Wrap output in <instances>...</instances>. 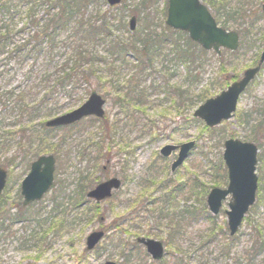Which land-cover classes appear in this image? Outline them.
<instances>
[{"label": "trees", "instance_id": "trees-1", "mask_svg": "<svg viewBox=\"0 0 264 264\" xmlns=\"http://www.w3.org/2000/svg\"><path fill=\"white\" fill-rule=\"evenodd\" d=\"M98 1L0 0V75L6 77L9 69L5 66L14 59L18 67H22L23 82L9 89L0 86V152L5 155L12 152L4 160L0 158V164L13 169L18 162L28 169L41 154L53 153L59 166L63 165V156H67L69 162L73 154L69 145H73L80 135L83 137L77 144V157L80 162L93 163L91 168L88 166L78 171L72 188L64 183L59 194L54 196L49 212L56 220L53 223L58 222V232L69 230L79 221L93 216V208H98L99 204L88 199L86 194L98 183L96 172L99 163L104 159L108 165L115 158L132 157L133 150H128L127 155L124 153L128 147L123 143L129 134L127 130L129 127L144 133L155 130L157 122L147 112L152 105L168 102L162 115L177 110L182 118L175 122L173 130L187 129L200 120L183 115L185 108H196L227 87L230 81L239 78L237 73H228L222 59L223 52L219 56V77L197 90L204 75L200 68H204L205 61L215 53L204 50L186 32L167 26V6L141 17L139 28L130 32L126 12L121 5L108 7L105 0ZM206 1L217 7L216 0ZM17 18L22 21L20 27ZM23 33L27 37L15 43V35ZM9 44L13 46L8 56L1 57ZM179 67L182 68L181 81H176ZM93 91L103 92L107 100L113 101L116 112L107 113L102 119L89 117L98 121V125L88 127L79 135L73 133L85 119L71 126H45L47 118L63 112L71 103L79 104ZM38 118L41 120L37 121ZM262 120L261 126L264 125V116ZM208 128L205 125L204 129ZM56 129L67 133L55 136ZM124 160L128 163V159ZM219 161L218 169L222 170L226 182L227 169L222 158ZM70 165L68 163L65 167L67 171ZM188 186L198 199L203 200L202 207H186L178 212H168L164 208L173 200V192H182L184 188L188 192L187 186L181 182L179 186L172 187L170 195L164 194L159 214L154 216L159 224L170 221L171 238L180 237L179 227L184 218L189 219L187 222L196 216L208 220L213 218L206 209L207 186L197 179L189 182ZM137 204L132 207L137 208ZM147 211L145 208L144 212ZM249 218V215L245 217L251 222ZM136 224L133 219L128 224L123 223L126 229L118 228L120 230L115 236L118 246L123 233L141 228ZM256 230L262 234L261 229ZM107 238L106 233L104 240ZM126 244L123 242V248ZM134 245L138 246L136 241ZM262 251L264 241H256L247 256L250 255L249 260L253 261ZM176 259V264H179L180 258Z\"/></svg>", "mask_w": 264, "mask_h": 264}, {"label": "rangeland", "instance_id": "rangeland-1", "mask_svg": "<svg viewBox=\"0 0 264 264\" xmlns=\"http://www.w3.org/2000/svg\"><path fill=\"white\" fill-rule=\"evenodd\" d=\"M167 1L125 0L121 7L125 9L127 22L131 16H137V27H139L141 17L151 15L157 9L162 10ZM203 1L220 19L221 24L229 30L233 29L241 33L239 50L236 52L224 50L222 57L228 73L234 72L240 77L247 68L254 66L264 49V12L262 11L264 0H216L217 7L206 0ZM16 21L20 27L22 25L20 18ZM124 33L127 34V31L125 30ZM25 37H27L25 33L16 34L13 41L19 43ZM12 46L9 44L1 57L6 58ZM11 60L5 66L9 69L6 77L0 75V86L8 89L23 83L22 67L19 68L15 60ZM204 64V68H200L204 72L203 80L197 90L220 75L219 56L211 54ZM171 69L175 68L171 66ZM177 74L175 80L181 81V67L177 70ZM99 94L104 95L103 92ZM89 95L83 100L86 101ZM84 101L79 104L76 102L69 104L61 114L72 111ZM160 104L161 102H157L155 104L157 106L152 105V108L147 110L157 122L155 130L144 133L137 128H128V137L123 142L128 147L124 153L127 155L126 152L131 149L134 151L132 157L115 158L106 169H103V165L107 164L106 160L103 159L99 163L96 172L99 182L117 176L122 178L123 186L115 192L113 197L99 203L98 208H93L91 218L79 221L69 230L58 232V222L55 223L56 220L49 211L54 196L59 194L64 183L65 186L69 184V188H72L79 174L78 171L93 165L91 162L90 164L86 161L80 162L77 157V144L83 135H80L73 145H69L73 152L69 158L71 160L67 162V156H63V165L60 166L57 161L54 182L56 185L33 205L22 206L21 182L29 172V168L18 162L15 163V168H8L10 181L1 194L2 197L0 196V264H105L106 260L115 261L117 264H159L153 263L144 246L134 245L137 237L143 234L162 240L166 245L168 253L162 264H175L176 257L182 258L187 264H264V251L256 255L253 261L249 260L250 255L247 256L253 243L264 241V125H260L264 116V63L256 78L241 95L235 116L215 128L204 129L205 124L200 120L192 123L187 129L173 130L176 126L175 122L178 123L181 120V114L177 110H170L162 115L168 102ZM105 108L106 112L112 114L117 110L109 98ZM195 109V107L185 108L183 115L191 117ZM88 119L89 117L85 118L82 124L75 128L76 132L73 134L98 125V121ZM39 120L41 118L37 119ZM65 133H67L66 130L56 129L54 135L61 136ZM228 138L253 142L259 147L257 200L248 212L251 222L245 219L238 234L234 237L230 236L226 210L229 209L228 203L231 197L228 196L223 201L219 214L212 215L206 203V209L213 218L208 220L196 216L190 222H187L189 219L184 218V222L179 227L180 237H169L170 221H162L159 224L154 218L159 214L160 201L164 198V194L170 195L172 187L176 184L179 186L181 182L187 186L188 192L185 188L182 192H173V200L167 204V207L164 206L168 212H178L186 207L191 209L202 207L203 200L198 199L188 186L194 179L207 186L208 193L214 186L225 188L228 181H224L225 178L222 170L218 169V164L223 155L224 141ZM194 139L196 147L191 155L175 172H171V163L177 153L164 157L160 149L166 144L178 145ZM11 151L14 152L15 149ZM11 153L5 155L0 152V158L4 160V157L10 156ZM124 159H128V163H125ZM68 163L71 165L67 171L65 167ZM135 204L138 205L137 208L132 207ZM145 208L149 210L147 213L144 212ZM98 215L105 217L103 222L97 220ZM133 219L141 228H138V231L130 230L123 233L119 237V239L122 237V241L118 246L115 239L120 230L118 228L126 229L127 226L123 223L128 224ZM256 228L262 230L261 235L256 232ZM100 229L107 231L108 238L103 239L95 250L87 251L86 237L92 231ZM166 237L169 239L165 240ZM123 242L127 243L125 248H123Z\"/></svg>", "mask_w": 264, "mask_h": 264}, {"label": "water", "instance_id": "water-1", "mask_svg": "<svg viewBox=\"0 0 264 264\" xmlns=\"http://www.w3.org/2000/svg\"><path fill=\"white\" fill-rule=\"evenodd\" d=\"M122 0H107L108 4L115 5ZM264 11V3L262 5ZM166 24L174 29L188 32L192 40L199 43L204 49L214 50L218 54L221 48L236 51L239 48V34L236 31H227L216 22L209 9L201 0H169ZM137 19L133 16L130 20L131 30H135ZM264 62V50L257 66L248 68L242 77L231 83L215 97L207 99L194 112V116L203 120L209 127H215L224 120L234 116L240 95L245 91L249 83L256 77ZM106 100L98 92L91 93L89 98L80 106L70 112L58 115L46 122L48 127H58L73 124L84 117L95 115L103 117ZM196 141L191 140L180 145L167 144L161 149L164 156H170L173 151L179 149L178 157L173 161L171 169L175 171L195 147ZM258 146L255 143L229 138L224 142L223 159L228 168L229 183L227 188H213L208 195L209 209L213 214H218L223 200L231 194L228 216L230 235H235L249 211L255 203L258 187L256 174ZM56 158L54 155H41L32 162L29 173L21 184V193L24 197L23 206L39 201L47 193L54 182ZM8 172L0 166V194L7 182ZM122 185L118 177H111L98 183L90 189L87 197L101 202L110 198L115 190ZM105 217L100 216L99 221ZM104 230L91 232L86 238L87 250H93L104 238ZM139 243L143 244L147 252L155 260H160L165 255V247L162 241L140 237ZM105 264H116L107 260Z\"/></svg>", "mask_w": 264, "mask_h": 264}, {"label": "flooded vegetation", "instance_id": "flooded-vegetation-1", "mask_svg": "<svg viewBox=\"0 0 264 264\" xmlns=\"http://www.w3.org/2000/svg\"><path fill=\"white\" fill-rule=\"evenodd\" d=\"M140 237H146V236L143 234V235H141V236H138L137 239H136V242H137L138 246H144L143 244L139 243V241H138V239H139ZM144 247H145V246H144ZM145 249H146V247H145ZM146 251H147V249H146ZM150 256H151V255H150ZM151 258H152V256H151ZM164 258H165V256H164L162 259H160V260H155V259H153V258H152V260H153V263L158 262L159 264H162V263L164 262ZM176 258H177V257H176ZM175 264H176V259H175ZM179 264H184V260H183L182 258H180Z\"/></svg>", "mask_w": 264, "mask_h": 264}]
</instances>
